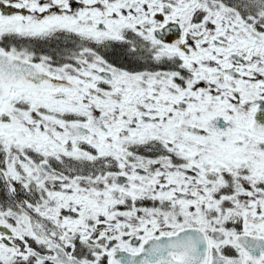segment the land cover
<instances>
[{
    "label": "snow or ice",
    "instance_id": "1",
    "mask_svg": "<svg viewBox=\"0 0 264 264\" xmlns=\"http://www.w3.org/2000/svg\"><path fill=\"white\" fill-rule=\"evenodd\" d=\"M0 264H264V0H0Z\"/></svg>",
    "mask_w": 264,
    "mask_h": 264
}]
</instances>
